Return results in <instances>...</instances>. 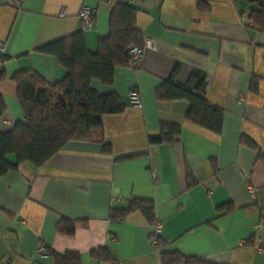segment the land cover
I'll return each instance as SVG.
<instances>
[{"label": "crops", "instance_id": "crops-1", "mask_svg": "<svg viewBox=\"0 0 264 264\" xmlns=\"http://www.w3.org/2000/svg\"><path fill=\"white\" fill-rule=\"evenodd\" d=\"M121 2L138 9L136 27L156 49H144L135 68L115 67L111 84L90 82L99 93L119 95L125 107L103 115L89 140L69 142L40 167L22 163L0 176V264H53L51 257L37 255L40 242L55 252L78 253L81 264H162L158 240L167 251L217 264H264V160L239 142L246 136L264 154V30L248 23L251 5L0 0V132L22 118L17 72L34 71L48 83L66 73L54 55L38 49L79 32L78 11L88 6L96 13L82 34L95 51L108 33L111 9ZM191 77H203L204 97L223 109L219 134L185 118L187 101L156 97L163 80L186 83ZM132 88L139 108L129 102ZM161 122L179 124L180 134L171 142H149ZM100 141L112 154L102 152ZM127 156L135 157L117 160ZM130 199L152 203L157 234L138 210L110 220V211L126 208ZM61 218L77 223L71 237L57 231ZM98 247L114 261L90 257Z\"/></svg>", "mask_w": 264, "mask_h": 264}, {"label": "trees", "instance_id": "trees-1", "mask_svg": "<svg viewBox=\"0 0 264 264\" xmlns=\"http://www.w3.org/2000/svg\"><path fill=\"white\" fill-rule=\"evenodd\" d=\"M234 1L251 5L248 23L264 30V0ZM198 7L205 9L208 5L198 2ZM137 11L138 9L130 3L121 2L114 5L109 14L108 33L98 39L95 51L88 50L81 31L40 47L39 51L54 55L60 66L66 70L61 80L48 83L34 71H19L13 76L22 118L17 120L10 130L0 132V176L17 169L22 163L40 167L69 142L89 140L94 129L100 127L103 115L124 110L125 106L119 95L99 93L90 87V82L97 80L102 84H111L115 67L128 66L126 56L129 49L142 46L144 37L136 27L135 21ZM257 85L258 80L252 79L250 90L256 91ZM205 86L203 77H191L186 83L167 78L160 83L155 93L159 100L187 101L185 118L219 134L222 129L223 109L204 97ZM4 110L5 105L0 93V117ZM180 130L179 124L161 122L159 135L148 138V141L171 142L178 137ZM239 142L257 151L264 160V154H261L256 143L250 138L242 135ZM100 144L103 153L112 154L109 144L104 141H100ZM10 155H13V161L8 160ZM134 157L127 156L117 160ZM136 210L140 211L149 223H156L152 203L143 199H130L126 208L110 211L109 218L118 221ZM76 224L75 221L61 218L56 229L60 234L71 237ZM156 246L160 250L162 264H217L197 257L184 256L177 251H167L159 240L156 241ZM47 249L53 264H81L80 255L76 252L59 253ZM89 255L104 262L114 261L107 250L101 247L90 250Z\"/></svg>", "mask_w": 264, "mask_h": 264}, {"label": "built area", "instance_id": "built-area-1", "mask_svg": "<svg viewBox=\"0 0 264 264\" xmlns=\"http://www.w3.org/2000/svg\"><path fill=\"white\" fill-rule=\"evenodd\" d=\"M95 9L88 7V6H82L79 11H78V19H79V24H80V31L84 32L92 27V21L93 17L95 16ZM144 49H151L155 50L156 49V43L153 39L145 37L143 39V44L142 46H133L129 49L128 54L126 56V63L128 67H133L136 66V63L138 60L141 58L143 54ZM4 43L2 40H0V66L4 64ZM128 99L130 104L133 107H141V102H140V97L138 90L136 88H132L128 91ZM154 233L157 234L158 231L160 230V224L155 223L154 224ZM36 253L38 256L45 258L48 256V249L43 243H39L36 249Z\"/></svg>", "mask_w": 264, "mask_h": 264}, {"label": "rangeland", "instance_id": "rangeland-1", "mask_svg": "<svg viewBox=\"0 0 264 264\" xmlns=\"http://www.w3.org/2000/svg\"><path fill=\"white\" fill-rule=\"evenodd\" d=\"M11 156H13V155H10L9 157H11Z\"/></svg>", "mask_w": 264, "mask_h": 264}]
</instances>
